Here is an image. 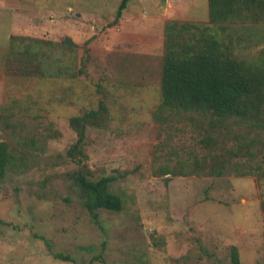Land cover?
I'll use <instances>...</instances> for the list:
<instances>
[{
    "label": "rangeland",
    "instance_id": "1",
    "mask_svg": "<svg viewBox=\"0 0 264 264\" xmlns=\"http://www.w3.org/2000/svg\"><path fill=\"white\" fill-rule=\"evenodd\" d=\"M122 1L0 0V141L16 155L0 176V264H102L101 254L109 264H230L232 246L241 264H264V179L244 170L264 166L260 144L228 168L206 117L161 109L163 23H208V0H129L116 21ZM19 9L31 17L23 13L22 31ZM215 28L264 67V22ZM11 35H31L43 51L9 63ZM101 104L109 122L89 128L86 163L94 179L115 178L124 208L100 210L98 225L67 151L77 139L70 119ZM217 160L221 176L210 174ZM40 237L73 262L54 259Z\"/></svg>",
    "mask_w": 264,
    "mask_h": 264
},
{
    "label": "trees",
    "instance_id": "2",
    "mask_svg": "<svg viewBox=\"0 0 264 264\" xmlns=\"http://www.w3.org/2000/svg\"><path fill=\"white\" fill-rule=\"evenodd\" d=\"M128 2L122 1L116 21L122 17ZM208 8V23L169 20L165 24L161 109L206 117L213 129V135L207 140L222 144L224 153L231 156L226 167L239 170L241 161L234 160L232 156L236 159L254 157L256 143L260 144L259 152L264 155V137H248L253 132H264V67L238 57L230 44L219 39L215 27L232 21L264 22V0H208ZM42 42L32 36L11 35L7 55L9 63L13 58H18V54L27 56L43 51ZM62 45L67 48L65 41ZM108 122L105 104L70 119L77 139L68 149L67 156L80 167L70 174L71 179L82 205L98 225L100 210L120 212L124 208L122 197L113 190L115 178L103 176L94 179L86 163L85 146L89 128H101ZM227 135L236 139V146L226 147L227 141L221 138ZM10 146L8 141H0V176L15 166L16 155ZM217 163L220 165L217 166ZM219 168H225L224 164L220 160L214 161L210 174L221 176L223 172ZM244 170L259 174V178L264 179V166L245 165ZM262 210L264 214V202ZM40 238L45 241L54 259L73 262L69 255L53 252L50 242ZM230 256V264H241L236 246L231 247ZM94 260L109 264L102 254Z\"/></svg>",
    "mask_w": 264,
    "mask_h": 264
},
{
    "label": "crops",
    "instance_id": "3",
    "mask_svg": "<svg viewBox=\"0 0 264 264\" xmlns=\"http://www.w3.org/2000/svg\"><path fill=\"white\" fill-rule=\"evenodd\" d=\"M17 13H19L18 14V17H17V19L20 21V24L18 23L17 25H19L18 27H22L21 25V23H22V21H24L25 20V18L26 17H24V15H23V13H25L26 14V16L28 15L27 14V12H25V11H22V10H20L19 9V11L17 12ZM28 17V19L30 20L31 19V17H29V15L27 16ZM136 22H138V19L136 18ZM167 22V21H166ZM166 22H164L163 23V28H162V31H163V33H162V35L164 36V28H165V24H166ZM121 23V25H125L126 26V31H129V21H128V18H122V21L120 22ZM140 24H138L137 23V29H140V26H139ZM30 26V25H29ZM25 28H21V29H19V31H22V30H24ZM29 29H31V28H29ZM23 36H26V35H23ZM29 36H31V35H29ZM163 38V37H162ZM164 39V38H163ZM163 42H164V40H163ZM149 43V45L150 44H153V43H151L150 41L148 42Z\"/></svg>",
    "mask_w": 264,
    "mask_h": 264
},
{
    "label": "water",
    "instance_id": "4",
    "mask_svg": "<svg viewBox=\"0 0 264 264\" xmlns=\"http://www.w3.org/2000/svg\"><path fill=\"white\" fill-rule=\"evenodd\" d=\"M65 44L68 45V46H72L74 44V42L70 38H66L65 39Z\"/></svg>",
    "mask_w": 264,
    "mask_h": 264
}]
</instances>
